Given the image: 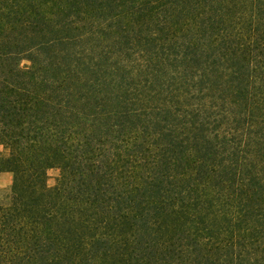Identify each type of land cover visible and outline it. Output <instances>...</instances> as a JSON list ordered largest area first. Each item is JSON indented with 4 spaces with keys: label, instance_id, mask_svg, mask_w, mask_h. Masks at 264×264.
<instances>
[{
    "label": "trees",
    "instance_id": "obj_1",
    "mask_svg": "<svg viewBox=\"0 0 264 264\" xmlns=\"http://www.w3.org/2000/svg\"><path fill=\"white\" fill-rule=\"evenodd\" d=\"M0 147V264H264V0H0Z\"/></svg>",
    "mask_w": 264,
    "mask_h": 264
},
{
    "label": "rangeland",
    "instance_id": "obj_2",
    "mask_svg": "<svg viewBox=\"0 0 264 264\" xmlns=\"http://www.w3.org/2000/svg\"><path fill=\"white\" fill-rule=\"evenodd\" d=\"M0 155L4 156L5 151L0 147ZM58 178V171L56 169L48 170L47 172V184L49 187L54 186L56 179ZM11 183V175L10 174H1L0 175V195L3 192H6Z\"/></svg>",
    "mask_w": 264,
    "mask_h": 264
}]
</instances>
